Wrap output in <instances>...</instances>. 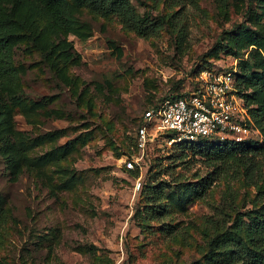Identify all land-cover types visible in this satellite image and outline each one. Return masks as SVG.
<instances>
[{
    "label": "rangeland",
    "instance_id": "rangeland-1",
    "mask_svg": "<svg viewBox=\"0 0 264 264\" xmlns=\"http://www.w3.org/2000/svg\"><path fill=\"white\" fill-rule=\"evenodd\" d=\"M247 4L248 0H231L228 16L213 0H200V9L190 7L189 46L183 52L176 49L166 31L145 38L123 29L116 18L85 13L92 35L87 39L68 36L81 57L70 69L81 79L77 92L86 91L80 103L77 92L52 79L37 52L17 49V61L25 67L22 80L28 95L53 97L50 107H60L65 113L55 117L40 111L35 122L20 111L15 114L16 127L32 135L67 129V134L53 143L35 146L32 153L71 138L76 141L61 160L64 169L58 170L54 164L42 171L25 169L16 179L0 155V194L7 210L6 222L0 225V255L8 254L16 264H158L170 257L188 263L205 248L201 228L207 219L223 217L222 213L233 215V209H249L256 197L264 201V166L253 183H247L238 170L229 169L185 209L171 207L165 219L175 222L179 231H189L188 240L181 236L173 239L158 229L143 231L135 212L141 203V186L151 175L169 163H173L175 174L187 179L204 175L213 167L201 160L171 162L168 155L175 142L169 143L162 132L148 137L139 164L132 168L138 171L136 175L125 169L123 161L128 154L123 144L130 142L136 119L149 101L154 103L170 93L179 81L181 88L191 85L196 75L192 67L202 61L224 28L244 18ZM110 40L120 49L110 45ZM233 58L222 54L212 66H228ZM89 130L92 136L82 143L81 135ZM172 175L161 174L166 178ZM68 179L70 186L60 184Z\"/></svg>",
    "mask_w": 264,
    "mask_h": 264
},
{
    "label": "trees",
    "instance_id": "trees-1",
    "mask_svg": "<svg viewBox=\"0 0 264 264\" xmlns=\"http://www.w3.org/2000/svg\"><path fill=\"white\" fill-rule=\"evenodd\" d=\"M213 1L228 16L231 0ZM162 3L163 9L154 12ZM190 7L200 9V0H0V155L11 177L18 178L25 169L42 171L50 164L56 165L58 170L64 169L61 160L74 148L76 141L71 138L44 152L32 153L35 146L53 143L67 134V129L56 128L32 135L16 127L15 114L20 111L30 122H35V115L40 111L55 117H63L65 113L60 107H50L53 97L40 99L28 95L22 80L25 67L17 61L18 48L30 54L37 52L48 66L52 79L76 93L81 79L70 69L81 57L68 36L73 34L87 39L92 35L93 27L84 17L85 13L92 17L116 18L123 29L145 38L166 31L172 36L176 49L183 52L189 46ZM245 13L242 20L234 21L219 33L192 71L197 74L212 67L213 60L225 53L236 57L238 92L264 135V0H248ZM110 45L119 48L114 40H110ZM180 84L181 81L175 83L170 93L154 103L149 101L144 111L159 106L167 98L184 96L187 88H181ZM85 93L83 90L76 93L78 103L83 101ZM88 102L93 107L90 99ZM136 120L130 142L127 146L123 144L129 156L133 153L132 147L136 146L143 115ZM92 134V130L83 132L81 142L86 143ZM162 134L167 139L178 135L170 130ZM120 154L121 151L118 156ZM168 158L180 164L190 159L201 160L213 168L204 175L187 179L175 174V168L171 167L173 163L161 167L142 184L141 203L135 217L143 231L158 229L171 234L173 239L181 236L188 240L189 231H179L175 222L165 219L171 207L185 209L190 200L203 196L229 169L241 172L247 183L256 182L264 166V142L254 137L242 141L219 140L211 136L195 141L182 139L173 144ZM125 169L131 175L138 173L132 168ZM161 174L173 175L166 178ZM65 182L60 184L71 185L69 179ZM258 190L262 189L259 187ZM253 202L254 206L249 209H233V215L222 213L223 217L217 215L207 219L201 228L206 244L198 258L183 263L170 257L158 264H264V201L256 197ZM6 216L5 198L0 194V225ZM0 264L16 263L8 254H2Z\"/></svg>",
    "mask_w": 264,
    "mask_h": 264
},
{
    "label": "built area",
    "instance_id": "built-area-1",
    "mask_svg": "<svg viewBox=\"0 0 264 264\" xmlns=\"http://www.w3.org/2000/svg\"><path fill=\"white\" fill-rule=\"evenodd\" d=\"M237 64L234 57L228 66L205 68L195 75L184 96L167 98L159 106L146 109L133 153L123 159L126 167L139 164L138 156L144 152L148 137L165 130L178 134L169 137V143L182 139L195 141L204 136L233 141L254 137L264 142V135L238 92Z\"/></svg>",
    "mask_w": 264,
    "mask_h": 264
}]
</instances>
